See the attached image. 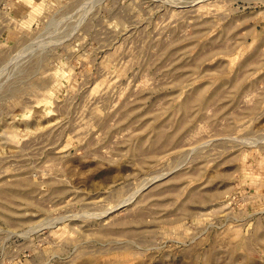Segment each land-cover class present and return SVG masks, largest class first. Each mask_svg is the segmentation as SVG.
I'll list each match as a JSON object with an SVG mask.
<instances>
[{
    "label": "rangeland",
    "instance_id": "1",
    "mask_svg": "<svg viewBox=\"0 0 264 264\" xmlns=\"http://www.w3.org/2000/svg\"><path fill=\"white\" fill-rule=\"evenodd\" d=\"M0 264H264V0H0Z\"/></svg>",
    "mask_w": 264,
    "mask_h": 264
}]
</instances>
